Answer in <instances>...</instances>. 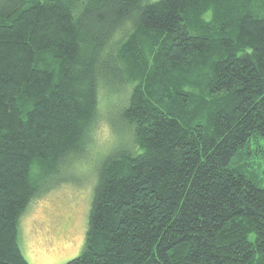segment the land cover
<instances>
[{"label": "trees", "instance_id": "trees-1", "mask_svg": "<svg viewBox=\"0 0 264 264\" xmlns=\"http://www.w3.org/2000/svg\"><path fill=\"white\" fill-rule=\"evenodd\" d=\"M101 91L119 146L66 264H264L237 166L264 139V0H0V264H30L21 219L79 169Z\"/></svg>", "mask_w": 264, "mask_h": 264}, {"label": "rangeland", "instance_id": "rangeland-1", "mask_svg": "<svg viewBox=\"0 0 264 264\" xmlns=\"http://www.w3.org/2000/svg\"><path fill=\"white\" fill-rule=\"evenodd\" d=\"M123 99V95L101 91L98 121L91 132L89 151L78 163L79 169L62 168L57 177L62 184L34 200L22 217L21 248L30 264H66L82 253L98 170L119 146L120 139L109 114ZM247 153L251 155H246L237 166L250 179L262 178L264 187V139L253 140Z\"/></svg>", "mask_w": 264, "mask_h": 264}]
</instances>
